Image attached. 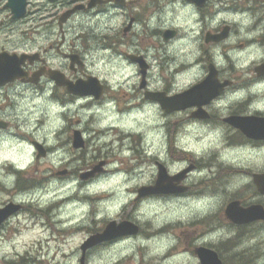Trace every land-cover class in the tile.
I'll list each match as a JSON object with an SVG mask.
<instances>
[{
	"label": "clouds",
	"instance_id": "clouds-1",
	"mask_svg": "<svg viewBox=\"0 0 264 264\" xmlns=\"http://www.w3.org/2000/svg\"><path fill=\"white\" fill-rule=\"evenodd\" d=\"M65 2L70 4L72 0ZM143 3L149 11H144L141 0H93V7L102 6L100 11L93 12L92 7L74 9L64 17L59 30L55 26L50 30L36 28L30 39L21 36V26L17 25L2 42V47L12 53L40 52L43 58L0 55V61L7 60L17 67L7 80L0 79V201L20 206L8 217L15 231L11 235L0 234V252H14L36 233L49 236V230L44 227L45 219L31 218L24 206L45 209L65 201L52 212L54 228L66 235L53 242L50 264H142V261L144 264H200L199 259L186 250L188 246H179L172 232L159 230L168 224L216 213L228 196L254 179L242 173L235 178L237 183L225 186L223 193L208 196L165 199L153 192L141 195L142 189H148L145 186L158 184L157 177L160 178L162 170L166 182L170 180L174 186L207 175L208 169L192 170L184 177L178 175L190 165L187 159H174L168 151L166 125L170 116L165 114L170 98L193 92L197 85H204L208 80L201 33L212 31L222 23L235 28L207 50L211 64L217 69H225L231 63L249 79V65L264 62V43L260 42L264 37V21L258 23L248 12L224 11L202 20L194 0H143ZM134 14L142 19L132 21ZM129 21H132L133 37L130 42L119 44V51L99 46L95 41L90 42L85 51L77 42L75 48L81 55L73 63L80 64V72L70 80L60 75L67 71L68 61L63 52L72 47L71 43H65L61 49L56 43L60 35L76 37L91 33L98 39L119 38L122 24ZM166 30L167 42L162 40L159 48L141 46L143 37ZM243 41L249 43L238 50L235 46ZM225 45L232 47L225 51ZM25 59L30 60L32 71L36 73L32 79L19 70ZM142 65L143 72L147 73L143 86ZM58 85L67 88L71 98H59ZM89 85L94 87L86 92L73 91L81 86L89 88ZM142 87L147 91L138 95ZM105 88L123 94L128 98L127 104L122 107L117 99L106 96ZM147 92L163 95H148ZM206 101L203 106L214 112L221 123L214 125L198 116L190 117L175 131L173 148L177 152L190 153L195 160L216 153L219 161L237 169L264 171V143L259 146L229 145L223 123L234 106L241 102H247L248 115L264 116V76L246 86L222 88ZM188 111H195V106L177 109L178 113ZM70 121L74 122L71 129ZM69 130H77L78 136L87 138L101 152L111 148L119 159L90 169L87 178L68 175L60 179L49 172V179L42 187L19 190L18 173L34 168L38 160L46 162L51 169L64 167L68 172H75L97 155L89 150L84 159L77 158L72 146L65 143ZM121 134L139 135L146 157H154L158 163L137 165L130 143L124 141L121 145L119 142ZM37 148L40 149L39 157ZM123 159L132 166L131 171L125 170ZM134 201L137 206L132 222L126 223L121 213ZM2 207L6 205L0 204ZM257 211L260 215L253 221H264V208ZM3 216L0 211V218ZM102 223H107V228L114 225L116 229L126 223L136 231L85 247L96 237L89 229ZM146 224L151 225L152 235L140 232L138 226ZM224 231L223 228L209 231L194 239L191 247L215 243ZM246 248L258 250L254 264H264V226L249 238Z\"/></svg>",
	"mask_w": 264,
	"mask_h": 264
},
{
	"label": "flooded vegetation",
	"instance_id": "flooded-vegetation-1",
	"mask_svg": "<svg viewBox=\"0 0 264 264\" xmlns=\"http://www.w3.org/2000/svg\"><path fill=\"white\" fill-rule=\"evenodd\" d=\"M0 0V55L3 56H23V57H41L43 58L42 53L40 52H24V53H12L6 48L2 47V42L7 37L9 32L16 27L17 25L21 26V36L24 39H30L31 35L36 28H42L43 30H50L55 26L58 30L61 28V23L64 20V17L67 16L74 9L81 8L87 9L92 7L93 12H98L102 9L101 5L92 6L93 0H72V2L66 3L65 0ZM194 3L200 12L201 19L205 17H212L217 15L219 12L231 11L235 12H248L257 18V22L264 21V0H194ZM141 6H144L143 0H141ZM144 8V7H143ZM123 11H126L122 9ZM142 19L141 16L133 15L132 21ZM132 21L122 24L120 29L119 38L116 37H103L98 39L93 36L91 33L83 34L81 36L69 37L67 35H60L59 39L56 41L58 46L63 49L65 43H71L72 47L63 52V56L67 59V71L61 72L60 75L64 77L65 80H70L71 77H75L77 73L80 72V64L73 63V60L80 56L81 53L78 52L75 48V44L79 42L84 50H88L90 42L95 41L99 46L105 48H113L114 50L119 51V44L128 43L133 37V33L130 31V24ZM235 31L234 26L228 25L227 23H222L218 28L212 31H203L201 33V38L203 40V49L205 55L203 60L205 61V68L209 72L208 80L204 85H197V89L190 93H181L177 97L173 98V113L166 114L168 116L173 115V130L168 129V151L174 159H187L189 161V169L183 170L178 175L181 177L185 176V173H189L192 170H201L208 169L207 175L205 178L194 177L190 178L189 183H180L178 186L172 185V182L168 180L163 183L164 186H168L173 193L171 194H156L162 195L163 197L173 198L176 196L179 197H198V196H208L212 194H220L224 192V186L229 183H237L236 177L240 174H248L254 177V179L246 186L237 190L231 197H229L223 205L221 215L223 225H226L227 233L232 237L227 238L226 241L222 240L219 243V248L213 245L212 243H205L201 247H193L192 252L197 255V250L199 248H205L211 250L217 254L218 259L221 261V264H225L222 251L227 250L233 246V250L237 249L236 252L231 256H234L233 264H254V260L257 257L256 249L248 250L244 245H247L249 231L260 225L264 226V221L255 220L243 224H235L231 222L225 213L226 207L230 203H235L237 209L241 211L249 210L253 207L264 208V194H261L258 190L257 183L255 181V176L264 174V171H251L248 172L244 169H237L230 164L219 161L217 159L216 153H212L209 157L201 160H195L192 158L190 153H181L177 152L173 148V138L174 133L178 129L179 125L187 121L192 116H198L205 121L211 123L219 124L221 121L218 119L216 114L212 111H209L203 105L207 102V98L210 96L217 95L220 90H229V88H235L240 86H246L248 83L253 80L259 79L261 76H264V72L258 69L259 64H252L248 67L247 75L249 79H245L244 71L236 69L231 63L228 64V67L225 69H217L214 65L211 64V57L207 55V50L210 46H214L217 42L222 41V38L227 35L228 31ZM167 31L158 32L156 35L160 37L163 41L167 42ZM132 36V37H131ZM166 39V40H165ZM260 42L264 43V37L260 38ZM249 42L243 41L235 47L238 50H242L247 46ZM225 51L230 47L225 45ZM138 57H135L136 59ZM19 70L25 73L29 79L35 77L36 73L32 71V64L29 59H25L23 64L19 66ZM49 71H54L53 69H48ZM17 67L15 64L3 60L0 61V79L7 80L10 76L15 74ZM147 73L145 74V76ZM214 77V78H213ZM95 78V77H93ZM146 83V81H145ZM144 83V84H145ZM141 84H142V75H141ZM10 87V85H7ZM105 95L115 98L118 100V103L123 107L125 105L121 104V99L123 96L121 94H115L110 92L107 88L104 89ZM147 90L144 88L140 89L138 95H142ZM57 95L59 98L63 99L65 96L71 98V93L67 88L57 87ZM125 98V97H124ZM195 106V111H188L178 113L177 109L186 108ZM247 102H241L234 106L231 114L223 121L225 127V139L229 145H243V144H252L254 146H259L261 143H264V116L260 114L248 115L246 112ZM74 123V122H72ZM71 122L70 129H71ZM250 131V134L244 132L243 129ZM77 130H69L67 134V140L65 143L70 144L72 152L77 156V158L84 159V149L86 148V142L84 143V148H75L74 147V134ZM260 135V138H253L252 135ZM251 135V136H249ZM132 134H121L118 137L119 142L123 145L125 140H130ZM83 138V136H81ZM133 139L129 142H131ZM42 147V146H41ZM132 151L135 153L134 159L137 160V165L143 164L146 162V154L144 153L141 147V138L138 137V141H134L131 145ZM45 152L49 151L44 149ZM40 155V149L37 148V156ZM142 155L144 157H142ZM109 162L108 155L106 156H96L92 157L91 160H87L84 164L81 165L79 169L75 172H68L64 167L58 168L59 175L66 179L68 175H79L81 177L87 178L91 174L90 169L99 168L102 165H105ZM150 162H157L154 157H150ZM158 163V162H157ZM40 164L39 160L36 162L35 169H38ZM42 166L49 169L50 167L46 162L41 163ZM126 170V169H125ZM131 171V167L130 170ZM161 175L165 177L163 170ZM166 178V177H165ZM159 177H157V180ZM167 179V178H166ZM29 182V180H27ZM19 182V181H18ZM155 182L152 185L145 186L146 188H151L155 186ZM24 185L22 182L17 184L19 190H31V186ZM210 187H215L212 190H209ZM259 198L261 200H259ZM0 204H5L6 207L0 208L3 210L9 207L10 211H15L14 208L20 207L12 205L10 202H0ZM32 206H24V211L29 215H49L48 208L37 209L36 214L32 212ZM10 213L9 215H12ZM125 222H132L130 217L125 216L123 218ZM106 224V223H105ZM100 228L93 230V235L101 233L107 224ZM11 226L9 219L5 220L0 224V233L4 231L7 227ZM221 228V227H219ZM140 230V229H139ZM202 235V234H200ZM243 243V244H242ZM221 253V254H220ZM18 259V258H17ZM199 259V258H198ZM19 262L23 263L26 261L25 257L18 259ZM13 264H16L13 263Z\"/></svg>",
	"mask_w": 264,
	"mask_h": 264
},
{
	"label": "rangeland",
	"instance_id": "rangeland-1",
	"mask_svg": "<svg viewBox=\"0 0 264 264\" xmlns=\"http://www.w3.org/2000/svg\"><path fill=\"white\" fill-rule=\"evenodd\" d=\"M143 7H144L145 12L150 10L145 4ZM153 36H155L157 38L153 39ZM161 41H162V39H160V37H158L156 35V33H153L151 36H145L142 38V45L141 46L145 47V48L148 46H153V47L159 48L161 46ZM138 93H140V90L138 91ZM121 95L123 96V99H121V104L126 105L128 98L125 97L123 94H121ZM70 122L72 123L73 121H70ZM167 126L170 130H173V115L170 116V120H169V123L167 124ZM138 137H140V136L132 134L131 139L125 140V141L130 142L133 139V141L130 144V145H132L134 141H138ZM66 140H67V137H66ZM66 140H65V142H66ZM83 141H84V143L86 142V148L83 151L84 154L87 151L92 150V151L97 153L96 156L108 155L109 161L112 159H119L118 156H115L113 154V150L111 148H109L108 152H101L100 149L96 148L94 145H92L91 142L87 138L83 137ZM96 156H94V157H96ZM142 157H144V156L142 155ZM145 159H146L145 163L150 162V157H145ZM121 162L125 165L126 170H130V167H132L128 164L127 159H123ZM49 172H51L52 175L58 176L60 179H63V177L59 175L58 170L51 169V168L47 169L44 166H42L40 163L38 165V169L32 168L27 172L18 173V175L20 177L18 180L19 181L18 183L22 182L24 185L26 184L28 186H31V189L36 188V187H42L47 182V180L49 179V176L47 175V173H49ZM27 180H29V182ZM214 188L215 187H210L209 190H212ZM224 190H225V186H224ZM231 196L232 195L228 196L227 199ZM164 198L170 199L168 197H164ZM85 199H87V198H85ZM259 200H261V199L259 198ZM0 202H4V201H0ZM64 202L65 201H60L56 204L50 205L48 207V211H49L48 216L47 215H29L31 218H33L35 220H39L41 217H43L45 219L46 224L44 225V227H46L49 230V236L45 237L42 233H36L34 235V238L28 240L27 242L22 243L14 252H11L8 254H4V253L0 252V264H13L15 262H16V264H50V258L53 256V253L50 251V249L53 246V242L57 239H62L64 237V235H66L65 232H58L54 228V226L51 222L52 212L54 209H56L59 206L60 203H64ZM136 206H137L136 201L130 203L122 211L121 218L123 219L125 216H128V217H130V220H132L133 219L132 213L134 212ZM222 208H223V206H222ZM222 208H220L216 213L209 214V215L204 216V217L195 216L187 222H183V223L177 222L175 224L165 225L162 229L159 230V232H162V233L172 232L176 236L178 243H179V246L182 248H185V246H188L186 248V250H189L194 256H196L192 252V248H193V247H191L192 241L194 239H197L200 236L208 233L209 231H215L217 228L221 227L225 230L224 233L222 234V237L218 238L217 242L212 243L213 245H215L216 247L219 248V243L222 242V240L226 241L227 238L232 237L231 235H229L227 233V229L225 228L226 225L225 224L223 225L222 215H221ZM32 212L34 214H36L35 208L32 209ZM94 212H95V208L93 207V214H94ZM104 224L105 223L100 224V226L97 227V229L102 228L104 226ZM74 227L75 226L70 228L68 230V232H71L74 229ZM138 227L140 229V232L146 236L153 234L152 229H151V225L146 224V225H142V226H138ZM260 228H261L260 225L252 228L249 231L250 233L248 235V238L243 242H246L247 240H249V238L253 237L259 231ZM92 229L95 230L96 227H93ZM92 229H89V231L93 232ZM13 231H15V227L13 225H11V226L7 227L4 231H2V233H0V234L7 233V234L11 235V233ZM200 234H202V235H200ZM243 247L245 248L246 245H244ZM236 250L237 249L233 250V246H232V247L228 248V251L224 250V251H222V254L220 253L221 255H223V258L225 260V264H233L235 258H234V256L233 257H231V256L234 254V252H236ZM256 252L258 255L257 249H256ZM141 255H143V253H141ZM22 257H25V259H26V261H24L23 263L19 262V260H18ZM142 264H144L143 261H142ZM149 264H150V262H149Z\"/></svg>",
	"mask_w": 264,
	"mask_h": 264
},
{
	"label": "water",
	"instance_id": "water-1",
	"mask_svg": "<svg viewBox=\"0 0 264 264\" xmlns=\"http://www.w3.org/2000/svg\"><path fill=\"white\" fill-rule=\"evenodd\" d=\"M23 3H24V0H22L21 4H23ZM166 39H168V37H166ZM136 59H141V58H136ZM141 67H142V84L141 85L143 86L145 83L144 77H145L146 73L143 72L144 66L142 65ZM258 69L261 70L262 72H264V64L259 66ZM92 79H95V78H92ZM81 87L82 88H76L73 91L86 92L94 86L89 85V88H87V86H81ZM148 95H163V94L162 93H158V94H151L150 93ZM170 99H172V100L168 101L166 103V107L168 108L167 112H173V98H170ZM243 130L245 133L250 134V131L246 130V128ZM249 136H251V135H249ZM252 136H253V138H260L259 134L252 135ZM73 145L75 148L83 147V141L81 139V136H78V132H75V134H74V144ZM158 180H159L158 184L157 185L155 184L154 187L148 188L147 190L142 189L141 195H145L149 192H153L154 194H171V193H173V191H171V189L168 186L163 185V183L166 181V178L164 176L161 175ZM255 181L257 183L258 190L260 191V193L264 194V174L255 176ZM260 208L261 207H253V208H250L249 210L241 211V210L237 209L235 203H230L226 207L225 213H226L227 218L231 222H233L235 224H243V223H248V221H253L254 217L260 215V213L257 211V209H260ZM0 211H2L4 213V216L2 218H0V224H1L10 216L9 214L12 211L9 210V207L5 208L3 210H0ZM245 212L248 213L247 216L244 215ZM126 223H130V222H126ZM126 223L123 224L120 229H116L114 225H109L108 228L106 226L105 229L103 230V232L100 234L94 235L96 237L92 238L89 242H87L85 247L97 244L102 240H111V239H113L119 235H123L127 232H130V231L131 232L136 231V229L132 228L130 225H128ZM197 255L199 257L201 264H221V261L218 259L217 254L211 250H207L205 248H199L197 250Z\"/></svg>",
	"mask_w": 264,
	"mask_h": 264
}]
</instances>
